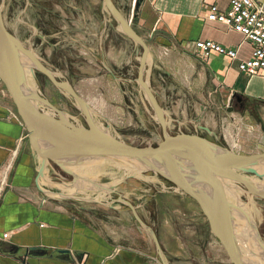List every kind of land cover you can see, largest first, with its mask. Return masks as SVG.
<instances>
[{"label":"rangeland","instance_id":"rangeland-1","mask_svg":"<svg viewBox=\"0 0 264 264\" xmlns=\"http://www.w3.org/2000/svg\"><path fill=\"white\" fill-rule=\"evenodd\" d=\"M0 9L8 31L32 50L56 80L71 86L101 129L134 146L160 142L161 129L155 111L136 80L141 48L122 33L102 0H0ZM119 10L123 17H129V7L120 5ZM130 25L144 40L133 17ZM144 42L148 55L143 79L163 110L169 134L195 133L242 154L264 150V141L259 140L262 120L249 116L245 107L234 106V100L226 102L228 110L212 114V109L200 100L202 94L188 90L182 83L184 72H180L171 54L157 51L148 40ZM34 78L42 98L73 124L88 127L86 115L71 98L40 71H34ZM42 108L57 116L51 108ZM199 126H206L210 133ZM112 168L101 179H114L125 172L124 168ZM49 176L50 187L71 193L68 174L54 168L49 170ZM115 189L113 192L124 196L120 205H138L158 234L169 239L172 249H177L174 237L182 240V250L177 249L180 260H174L175 264H231L211 236L196 203L169 188L162 177L144 171L123 178ZM237 192L244 203L233 197L231 201L244 207L264 242V200L247 194L241 187ZM109 194L110 199L115 198ZM165 227L169 231H164Z\"/></svg>","mask_w":264,"mask_h":264},{"label":"crops","instance_id":"crops-1","mask_svg":"<svg viewBox=\"0 0 264 264\" xmlns=\"http://www.w3.org/2000/svg\"><path fill=\"white\" fill-rule=\"evenodd\" d=\"M111 1L120 13V5L129 7L130 15L124 18L133 17L144 40L171 54L184 72L182 83L202 94L200 100L212 114L228 110L225 104L234 98L245 102L249 116L262 120L259 140L264 141V68L251 75L240 72L237 62L249 58L250 43L206 18L210 5L223 11L228 0ZM255 1L264 5V0ZM198 39L236 48V57L210 51L200 58L193 47ZM13 111L0 83V169L11 160L6 185L0 190V264H175L180 260L177 249L182 250V240L174 237L177 249H172L138 205H120L124 202L120 193L110 192L113 199L105 193L87 194L99 202L52 197L44 190L56 195L65 190L50 187L49 171V177L39 180L43 189L39 190L34 182L36 158ZM166 227L164 231H169Z\"/></svg>","mask_w":264,"mask_h":264},{"label":"water","instance_id":"water-1","mask_svg":"<svg viewBox=\"0 0 264 264\" xmlns=\"http://www.w3.org/2000/svg\"><path fill=\"white\" fill-rule=\"evenodd\" d=\"M102 2L122 33L141 48L136 80L155 111L161 140L156 145L134 146L108 131L95 128L87 104L66 81L56 80L32 50L8 31L0 9V83L25 129L28 147L36 158L35 185L42 189L39 180L48 177L49 170L57 168L69 175L73 190L57 195L47 190L45 193L52 197L99 202L98 198L87 194L113 192L123 178L150 171L165 179L174 191L196 203L211 236L231 264H257L250 249L255 245L264 254V242L244 207L230 204L229 199L233 197L238 203H244L238 196L237 186L264 200V151L242 154L195 133L169 134L163 110L143 79L148 55L144 40L130 25V18H124L111 0ZM21 56L34 68L29 63H22ZM35 70L76 103L87 117V128L61 120L63 113L42 98L39 91L32 90L30 79L34 80ZM43 106L51 108L57 116L43 110ZM199 127L210 133L206 126ZM110 167L121 171L124 168L125 172L114 179H101ZM151 236L155 240L152 233Z\"/></svg>","mask_w":264,"mask_h":264},{"label":"built area","instance_id":"built-area-1","mask_svg":"<svg viewBox=\"0 0 264 264\" xmlns=\"http://www.w3.org/2000/svg\"><path fill=\"white\" fill-rule=\"evenodd\" d=\"M206 18L226 25L240 33L250 43L252 50L249 58L237 62V69L240 72L251 75L264 68V5L258 4L255 0H228L227 8L223 11H219L215 5H210ZM193 47L200 58H205L210 51L224 54L231 59L236 57V48L210 40H195ZM10 167L9 159L0 169V190L6 185Z\"/></svg>","mask_w":264,"mask_h":264},{"label":"bare ground","instance_id":"bare-ground-1","mask_svg":"<svg viewBox=\"0 0 264 264\" xmlns=\"http://www.w3.org/2000/svg\"><path fill=\"white\" fill-rule=\"evenodd\" d=\"M122 8V7H121ZM20 60L22 63H29L32 67V63L25 59L24 57H20ZM34 68V67H33ZM31 80V83H30V86L32 88V90H34L36 93L38 92V89H37V86H36V83H35V78L34 80L33 79H30ZM45 110V109H43ZM46 112H49L47 110H45ZM61 120H65V121H70L72 123V121L65 115V114H62L61 116ZM91 123L93 124V126L95 128H98V129H101V125L99 126V122L95 119V117H93V115H91ZM102 131H106L105 129H101ZM69 185V184H68ZM162 185V184H160ZM56 187V186H55ZM63 187V186H62ZM58 188H61V187H58ZM169 188L173 189V187L171 186V184H169ZM236 188H240V187H237ZM71 190V189H70ZM111 191L105 193V194H109ZM98 194V193H97ZM107 196H104L103 198L106 199ZM230 201V204H232L233 201H231V199H229ZM233 205H235V202H233ZM246 225V223L244 224V226ZM247 227V226H245ZM250 249V248H249ZM250 251L253 253L254 255V259L256 260L257 264H264V254L260 251V249L258 247H256L255 245H253L250 249Z\"/></svg>","mask_w":264,"mask_h":264},{"label":"flooded vegetation","instance_id":"flooded-vegetation-1","mask_svg":"<svg viewBox=\"0 0 264 264\" xmlns=\"http://www.w3.org/2000/svg\"><path fill=\"white\" fill-rule=\"evenodd\" d=\"M233 100H234V101H233L232 104H233L234 106H237V107H239V108L244 107L245 102L241 101V100L238 99V98H234ZM231 101H232V100H231Z\"/></svg>","mask_w":264,"mask_h":264}]
</instances>
